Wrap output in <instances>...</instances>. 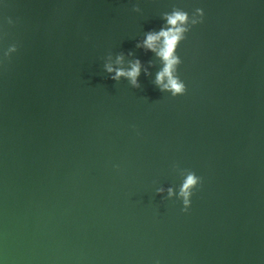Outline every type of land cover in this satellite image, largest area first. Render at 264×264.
Here are the masks:
<instances>
[{
	"label": "water",
	"instance_id": "1",
	"mask_svg": "<svg viewBox=\"0 0 264 264\" xmlns=\"http://www.w3.org/2000/svg\"><path fill=\"white\" fill-rule=\"evenodd\" d=\"M173 6L205 13L178 48L186 92L155 67L110 79L109 55L149 65L136 41ZM4 17L2 264H264V0H4ZM187 169L182 212L155 188Z\"/></svg>",
	"mask_w": 264,
	"mask_h": 264
},
{
	"label": "clouds",
	"instance_id": "2",
	"mask_svg": "<svg viewBox=\"0 0 264 264\" xmlns=\"http://www.w3.org/2000/svg\"><path fill=\"white\" fill-rule=\"evenodd\" d=\"M0 5H4V0H0ZM135 10L139 11V4L135 5ZM204 10L202 7H195L191 12L179 6H173L170 10L160 13L161 24L157 29H150L142 33V37L137 39L135 47L145 53H151L152 61L146 67L144 62L134 56L132 51L127 54L119 52L113 61L111 55L106 58L103 70L113 81L119 82L122 78L132 88H140L139 77L141 73L149 75V69L155 67L153 85L161 92L172 97L183 95L187 86L178 74V66L182 63V58L178 48L182 41L187 38V34L197 24L203 23ZM14 24L11 17L0 19V41L3 39L4 24ZM18 50V44L9 43L6 48L0 46V65L6 59H10L12 54ZM125 55L132 57L125 60ZM118 167V165H114ZM202 183V177L194 171L186 170L180 177L178 185L156 187L155 192L162 194L167 192L168 199L175 198L181 204V211L187 212L191 207L194 190ZM2 264V262H0Z\"/></svg>",
	"mask_w": 264,
	"mask_h": 264
}]
</instances>
